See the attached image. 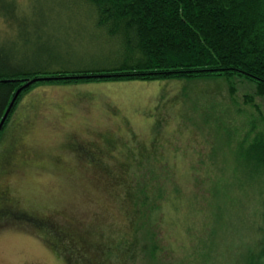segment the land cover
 <instances>
[{
    "label": "rangeland",
    "instance_id": "374dc122",
    "mask_svg": "<svg viewBox=\"0 0 264 264\" xmlns=\"http://www.w3.org/2000/svg\"><path fill=\"white\" fill-rule=\"evenodd\" d=\"M0 1L5 12L22 8L13 21L0 16L1 41L43 44L69 70L113 59L86 11ZM233 82L234 94L219 77L37 84L0 144V264H76L55 226L101 245L88 255L102 264L264 263V165L250 152L264 137V95ZM142 163L178 188L145 225L157 233L155 257L127 193ZM126 242L133 247L117 253Z\"/></svg>",
    "mask_w": 264,
    "mask_h": 264
},
{
    "label": "trees",
    "instance_id": "16d2710c",
    "mask_svg": "<svg viewBox=\"0 0 264 264\" xmlns=\"http://www.w3.org/2000/svg\"><path fill=\"white\" fill-rule=\"evenodd\" d=\"M60 2L69 14L82 10L94 17L95 28L103 31L105 39L113 46V59L104 66L87 64L83 68L69 70L70 61L57 57L45 49L43 44L38 43L35 50H31L28 38L22 39L26 47H18L12 41H1L0 37V121L17 90L27 81L51 77L50 80L31 83L21 90L0 131V144L21 99L40 83L219 77L228 81L229 92L234 94L237 86L233 81L239 76L254 82L256 93L264 95V0ZM3 4L4 2L2 6ZM18 8L22 9L18 3L9 4L6 12L0 7V16L9 22L13 21V18H17ZM250 152L257 162L264 165L263 136L255 138L250 145ZM141 165L139 170L142 173L134 175L131 189L127 193L130 192L132 196L135 211L142 216L141 227L148 237L145 241L147 249L152 246L150 255L155 257L159 248L157 233L145 225L147 220L150 221L162 209L163 200H172L168 191L178 188L172 186L165 189L164 181L170 182V179L162 178L157 166L148 168L146 164ZM3 215L1 212L0 218ZM50 223L53 224L51 221ZM55 230H58L59 240L63 239L75 252L78 251L74 257L76 264H102L94 256L88 255L92 249L94 252L96 249L102 252L101 245L90 242L79 234H74L73 237L65 228L55 226ZM141 238L142 236L137 235L138 241L133 244L135 248L142 242ZM50 244L58 248L55 241ZM125 244L126 248L123 250H119L121 244L118 245L117 253H125L133 247H129L127 242ZM107 256L110 258V255ZM249 264L264 263L250 261Z\"/></svg>",
    "mask_w": 264,
    "mask_h": 264
},
{
    "label": "water",
    "instance_id": "95a60500",
    "mask_svg": "<svg viewBox=\"0 0 264 264\" xmlns=\"http://www.w3.org/2000/svg\"><path fill=\"white\" fill-rule=\"evenodd\" d=\"M50 79H51V77H39V78H33V79L27 81L26 84H25L24 86H22L21 88H19V89L17 90V92L15 93V95H14V97H13L11 103L9 104V107L7 108V110H6V112H5V114H4L3 118H2V120L0 121V131L2 130L3 125H4L5 121H6V118L8 117V115H9V113H10V111H11L13 105H14V102H15L16 98L18 97L19 93L21 92V90H22L24 87H27V86H29L31 83H34V82H36V81H38V80H50Z\"/></svg>",
    "mask_w": 264,
    "mask_h": 264
}]
</instances>
